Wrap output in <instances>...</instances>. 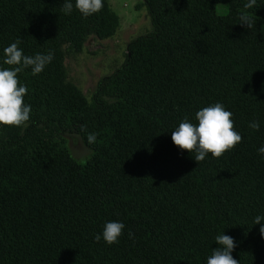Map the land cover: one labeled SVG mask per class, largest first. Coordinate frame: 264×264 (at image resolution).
I'll list each match as a JSON object with an SVG mask.
<instances>
[{"label": "trees", "instance_id": "1", "mask_svg": "<svg viewBox=\"0 0 264 264\" xmlns=\"http://www.w3.org/2000/svg\"><path fill=\"white\" fill-rule=\"evenodd\" d=\"M71 2L65 14L64 0H0V68L11 67L3 49L18 39L26 56L54 52L41 73L18 74L27 127L0 125V264H207L222 234L234 238L239 264H264L254 248L264 143L196 162L171 139L215 103L264 112V88L230 86L223 68L229 57L264 58V0L247 10L252 29L239 24L248 0H143L151 30L128 42L89 99L68 80L65 54L113 35L118 17L108 0L87 18ZM68 135L90 151L84 161ZM109 221L125 225L119 242H96Z\"/></svg>", "mask_w": 264, "mask_h": 264}, {"label": "clouds", "instance_id": "2", "mask_svg": "<svg viewBox=\"0 0 264 264\" xmlns=\"http://www.w3.org/2000/svg\"><path fill=\"white\" fill-rule=\"evenodd\" d=\"M257 5V0H248L243 5V10L239 15L242 26L252 29L255 26V20L249 9ZM71 0H64L62 11L65 14H71L73 11ZM75 8L87 18L93 14L99 13L104 8L103 0H75ZM18 39L3 49V63L11 66L9 68H0V125L7 127H27L30 120L31 107L24 103V96L28 92L26 86L21 85L18 74L31 69L33 75L41 73L45 67L54 59V52L49 50L47 54L37 53L34 56H26ZM195 120L198 123H192L187 117L172 131L171 139L173 144L182 151L195 153V161L202 162L208 154L214 158L222 157L226 152L232 151L242 142V136L235 131L232 113L225 110L221 103L203 107L195 113ZM253 131H259L260 124L253 120L249 124ZM82 131H87L84 126ZM97 134L89 133L87 141L89 144L96 143ZM258 153L264 155V146L258 149ZM264 217L256 216L254 224H260L259 229L262 238H264ZM125 225L121 222H106L102 234H96L94 240L99 242L103 238L108 245L119 242ZM129 238L133 233L129 231ZM218 245L213 249L211 255L207 258V264H239V261L233 258L232 251L236 247L233 237L228 235H217L215 238Z\"/></svg>", "mask_w": 264, "mask_h": 264}, {"label": "rangeland", "instance_id": "3", "mask_svg": "<svg viewBox=\"0 0 264 264\" xmlns=\"http://www.w3.org/2000/svg\"><path fill=\"white\" fill-rule=\"evenodd\" d=\"M118 17V26L107 38L90 36L80 52H66L64 64L67 78L89 99L97 81L113 72L125 59L128 42L151 30L150 19L143 0H108ZM70 154L84 161L90 151L77 135L66 136ZM257 250L264 248V240L254 241Z\"/></svg>", "mask_w": 264, "mask_h": 264}, {"label": "crops", "instance_id": "4", "mask_svg": "<svg viewBox=\"0 0 264 264\" xmlns=\"http://www.w3.org/2000/svg\"><path fill=\"white\" fill-rule=\"evenodd\" d=\"M223 68L229 73L230 86L239 83L242 88H264V58L229 57ZM258 72L260 74H257ZM231 113L235 131L242 136V142L264 143V128L260 126L259 131L249 128L253 120L258 121L260 125L264 123V112H246L243 116L242 112ZM255 250L264 252V248Z\"/></svg>", "mask_w": 264, "mask_h": 264}]
</instances>
